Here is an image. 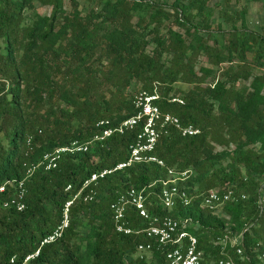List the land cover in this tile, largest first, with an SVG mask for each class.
I'll return each instance as SVG.
<instances>
[{"label":"trees","instance_id":"16d2710c","mask_svg":"<svg viewBox=\"0 0 264 264\" xmlns=\"http://www.w3.org/2000/svg\"><path fill=\"white\" fill-rule=\"evenodd\" d=\"M209 1L0 0V182L22 178L24 164L45 152L89 140L97 121L116 125L135 114L132 99L110 107L104 85L112 94H123L132 83L146 90L157 83L168 95L173 84H190L181 96L183 104L161 100L159 106L183 125L200 129L195 136L171 130L159 138L154 154L164 167L134 164L100 179L92 201L73 202L63 236L41 246L27 264H162V251L153 249L149 258L135 256L145 239L116 232L110 209L118 192L153 182L149 213L189 220L188 230L206 259L219 257L216 239L239 236L237 245L226 246L228 255L235 264H258L264 251V73L254 74L246 58L252 54L264 62V36L247 29V3L236 13L240 28L212 29ZM37 6L49 12L40 13ZM199 56L212 67L196 70ZM103 61L106 69L100 66ZM223 62L237 65L216 80ZM28 134L33 135L30 147ZM135 134H113L87 152L63 154L49 171L36 170L26 181L25 209L0 207V264H9L12 256L19 263L32 254L83 180L127 158ZM254 144L257 150L248 148ZM166 167L192 168L187 192L197 197L188 205L177 203L171 210L159 205L156 181L166 177ZM210 189H230L245 198L226 202L215 214L201 207V194ZM5 197L0 195V201ZM126 216L129 227L142 225L133 209Z\"/></svg>","mask_w":264,"mask_h":264},{"label":"built area","instance_id":"2783aa9c","mask_svg":"<svg viewBox=\"0 0 264 264\" xmlns=\"http://www.w3.org/2000/svg\"><path fill=\"white\" fill-rule=\"evenodd\" d=\"M165 100L169 103L183 104V99L170 94L163 95L159 91L157 83L152 84L150 90L141 89L134 93L132 106L135 114L122 120L116 125H110L109 120L101 119L95 123L98 128L96 133L87 141L74 140L70 143L56 147L45 152L41 158L33 163L24 164L25 171L22 178L5 179L0 182V195H6L0 201V207L4 210L14 209L22 211L26 207L27 195L26 181L38 169L49 171L55 168L63 154H76L87 152L94 143H104L113 134L123 135L128 131L136 130L134 141L128 146V156L125 160L117 162L112 168H104L90 174L83 180L80 188L73 192L63 206L62 215L57 225L40 241L38 248L26 255L17 263V257L12 256L9 264H27L38 255L40 247L51 244L60 239L70 222V208L76 199L89 202L94 199L95 187L100 179L115 171H122L134 164L156 163L164 167V163L154 154L157 141L161 136L174 130L182 136H195L200 129L192 124L183 125L179 118L169 111L161 110L159 102ZM33 135L28 134L25 144L30 147ZM165 178L156 182L160 184L158 197L162 209L171 210L177 203L188 205L196 195L187 192L186 182L193 174L192 168L179 170L174 167H166ZM155 182L146 187L135 188L129 186L123 192H118L114 201L110 204L112 221L116 232L126 235L142 236L145 241L137 244L136 253L143 257V253L150 254L153 249L163 252L162 264H235L231 256L226 252V246L231 247L239 243V236L229 237L225 235L214 241L219 247V257L206 259L202 250L198 249V238L188 230L189 220L174 218L169 215H151L147 208L148 190H152ZM67 191H71V185H67ZM86 190V192H84ZM196 190L194 189V192ZM153 192V191H151ZM245 198L244 194H235L230 189L220 191L210 189L201 194V207L211 210L215 214L222 211L226 202H236ZM133 209L142 219V225L136 228L128 226L126 214ZM236 253L242 255V249L236 247ZM258 264H264V251L258 256Z\"/></svg>","mask_w":264,"mask_h":264},{"label":"rangeland","instance_id":"374dc122","mask_svg":"<svg viewBox=\"0 0 264 264\" xmlns=\"http://www.w3.org/2000/svg\"><path fill=\"white\" fill-rule=\"evenodd\" d=\"M158 4L163 5H171L174 0H150ZM247 3V13L245 15V24L248 30L254 31L257 34L264 36V0H210L207 3V10L206 13L209 14L207 19L208 23L210 24V27L214 30L221 28L222 30H229L234 27L240 28L241 22L238 20V16L236 13H238L244 4ZM36 9L40 13H48V9L44 7L37 6ZM246 63L250 66L251 71L254 74H261L264 73V62L254 59L252 54H248L246 58ZM237 65L236 62L233 63H227L223 62L219 65V71L216 75V80L222 78L224 75V72L229 67H233ZM102 68L106 69V61L102 62ZM199 66H206V67H212V65L207 61V59L204 56H199L195 62V69L197 70ZM226 77V76H225ZM212 79H208V83H212ZM239 86V85H237ZM172 90L168 92V94L181 98L182 94L186 92L189 88H192V85L190 84H183L180 82H177L172 85ZM102 91H104L108 103L110 104V107L114 106L115 104L124 101V100H130L132 99L134 93L138 90L144 89L141 87L140 83H132L123 94L116 93L112 94L109 89H107V86H103ZM175 93V95L173 94ZM166 96V95H165ZM2 136V134H0ZM216 150H221L224 147V145H215ZM229 149H233L234 145L233 143H230L228 145ZM248 148H252L257 150L259 148L258 144L250 145ZM197 197V196H195ZM221 214V212H219ZM87 232V225L84 224L80 228V234L83 236ZM139 255L138 253L135 254V256ZM142 255H145L146 258L150 257V254L143 253Z\"/></svg>","mask_w":264,"mask_h":264}]
</instances>
